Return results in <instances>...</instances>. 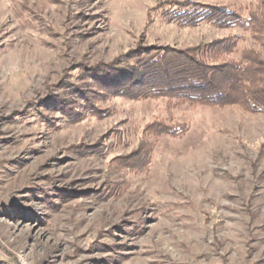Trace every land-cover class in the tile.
Masks as SVG:
<instances>
[{"label":"rangeland","instance_id":"obj_1","mask_svg":"<svg viewBox=\"0 0 264 264\" xmlns=\"http://www.w3.org/2000/svg\"><path fill=\"white\" fill-rule=\"evenodd\" d=\"M162 1L264 4L0 0V264H264V115L96 82L215 40L264 61L248 28L181 26Z\"/></svg>","mask_w":264,"mask_h":264},{"label":"trees","instance_id":"obj_2","mask_svg":"<svg viewBox=\"0 0 264 264\" xmlns=\"http://www.w3.org/2000/svg\"><path fill=\"white\" fill-rule=\"evenodd\" d=\"M161 3L177 7L163 13L168 21L178 25L209 23L220 28L245 27L258 42H264V4L246 21L222 6H204L190 1ZM235 48L232 40H215L192 52L174 50L168 54L161 51L138 59L131 71L115 73V77L103 81L100 76L96 82L110 86L113 93L135 99L165 98L192 106L237 107L250 114L264 115V61L253 50H244L241 61L227 59L236 53ZM165 127L159 129L166 130ZM169 128L174 135L188 129L184 124Z\"/></svg>","mask_w":264,"mask_h":264}]
</instances>
